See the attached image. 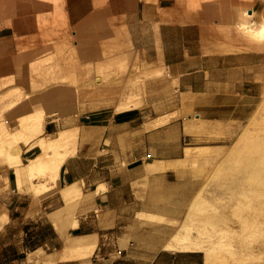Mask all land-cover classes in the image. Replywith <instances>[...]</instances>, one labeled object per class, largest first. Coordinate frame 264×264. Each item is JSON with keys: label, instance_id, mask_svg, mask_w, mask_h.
<instances>
[{"label": "rangeland", "instance_id": "rangeland-1", "mask_svg": "<svg viewBox=\"0 0 264 264\" xmlns=\"http://www.w3.org/2000/svg\"><path fill=\"white\" fill-rule=\"evenodd\" d=\"M187 1L198 8L219 0ZM225 1L222 13L227 15L219 33L229 40L230 54H246L257 41L242 34L234 20L235 11L251 6L256 10L255 19L261 20L264 0ZM65 4V0H33L31 10L21 14L34 16L35 26L26 25L15 52L0 58V157L32 141L23 128L34 116L43 115L42 135L67 129L69 142L59 151H50L48 167L30 177L48 172L58 184L56 175L64 156L74 147L77 153L95 145L93 133L82 121L94 113L121 110L122 87L130 81L144 100L138 108L143 114L160 117L161 122L180 120L189 126V132H182L181 157L186 146H201L203 151L198 149L194 158L180 161L178 171L170 176L171 185H163L158 176L142 178L136 194L152 210L137 214L140 226L128 234V249L146 254L147 259L134 257L128 264H264V178L255 176L253 180L251 171L231 167L233 158L244 150H240L242 144L264 141V41L260 42L259 76L255 75L254 81L252 75L245 76L249 78L245 93L250 96L245 101L250 103L246 116L242 121L212 124L203 118L196 94L179 85L172 66L163 60L172 44L162 47L155 34L159 29L156 23L136 29L137 42H125L124 34L110 37L107 21L77 24L70 20ZM167 14L162 11V16ZM140 140L136 129L128 130V157ZM124 144L121 140L120 145ZM108 146L105 141L96 144V149L108 154ZM146 167L158 170L162 164L154 161ZM178 232L195 240L203 251L165 249V243L176 241L173 235ZM159 251L162 257L153 260ZM168 253L170 257L165 255Z\"/></svg>", "mask_w": 264, "mask_h": 264}, {"label": "crops", "instance_id": "crops-1", "mask_svg": "<svg viewBox=\"0 0 264 264\" xmlns=\"http://www.w3.org/2000/svg\"><path fill=\"white\" fill-rule=\"evenodd\" d=\"M65 2L70 20L77 24L107 21L110 37L124 34L125 42H137L134 31L156 23L159 29L155 34L162 47L164 43L172 44L163 60L172 66L179 85L196 94L203 118L213 124L242 121L246 116L250 103L245 101L250 96L245 93L249 80L245 76L252 75L253 81L255 75L259 76L261 44L260 40L252 42V50L246 54L228 52L229 40L219 33L227 15L222 13L226 10L225 0L203 3L198 8L187 0ZM32 4L33 0H0V58L15 52L26 25L35 26L34 16L21 14L22 10H31ZM162 11L168 14L162 16ZM164 26L168 29L161 30ZM139 107L87 116L89 120H83L82 126L93 133L95 145L63 161L58 184L48 172L23 180L13 163L15 153L5 151V158L0 157V264H128L134 257L147 259L146 254L128 249V234H134L140 226L137 214L152 210L137 196L136 188L142 178L153 176H158L163 185H171L170 176L178 171L183 157L182 132L190 128L180 120L164 123L160 117L153 119ZM155 121L159 123L148 126ZM131 129L138 131L142 142L128 157ZM105 141L108 154L96 149V144ZM16 148L22 162L41 152L33 140ZM154 160L160 161L162 168L148 170L146 163ZM45 181V188L34 185ZM67 235H88L94 244L89 260V255L73 254L69 260L59 257ZM99 249L103 253L95 257ZM160 254L155 253L152 259L161 258Z\"/></svg>", "mask_w": 264, "mask_h": 264}, {"label": "bare ground", "instance_id": "bare-ground-1", "mask_svg": "<svg viewBox=\"0 0 264 264\" xmlns=\"http://www.w3.org/2000/svg\"><path fill=\"white\" fill-rule=\"evenodd\" d=\"M240 8L236 9L235 13L237 15H235V16H237V17L236 18L234 17V20H236L237 26L242 30L243 33L242 32L241 33L243 35L245 34V36H248V37L252 36L253 38H256V41L257 40L258 41L260 40V42L264 41V14H262V18L259 16V18H261V20H257V17L255 19L256 10L253 7L249 6V7H245V8H241V9ZM262 13H264V12H262ZM252 37H250V38H252ZM122 88H123V90L121 92L123 94H122V100L121 101L123 102V106H122L121 110L127 109V108L129 109V108H133V107H139V106L143 105L144 100L141 97L138 90L136 89L135 85H133V83L128 81V83ZM44 120H45V117L43 115L34 116V118L30 119L23 128L24 135L25 134L29 135V139H30V137H32V140L35 142V144H37V146H39L41 152L37 156H35L33 158H29L26 162H22L21 157L19 156L20 154H18L19 153L18 150L16 151V149H14V151H12L13 152V154H12L11 150L8 149V150H10V153L12 155H14V153H15V155H14L15 157L12 156L14 158L13 163H15L14 165L17 166V171L21 175L23 180H25L27 177L33 176L34 174H36L42 170H45L48 167L47 166L48 160L46 157L49 156L50 151L56 152V151H59L60 148H65V147H67L66 145H68L69 134H68L67 129L60 130L56 135H51L50 133H47L46 136L42 135L45 132ZM158 123H159L158 121L153 122V123L149 124L148 126L156 125ZM9 141H11V140L9 139ZM249 141H251V142H246L245 144H242V142H241V144L244 148H242V146L240 144V146L242 148L240 150L244 149L243 152L242 151L241 152L243 154L244 153L245 154L242 155L240 159H238V158L240 157V155L242 153L239 152V149L236 146V148L238 150L235 149V151L236 152L238 151L239 152L238 154H240V155H238L237 159H235V157L233 158V161L234 160L235 161L233 162V166H231V167H232V169L234 168V169H236V170L238 169L240 171H243V170L248 171L249 170V171H251L250 174L252 173L253 177L249 175L252 179L256 178L255 176H257V178L260 177V179L262 180V178H264V141H262V138H261L262 142L261 141L259 142L258 140H257L258 142L255 140L254 141L249 140ZM11 146H13V145H11ZM74 148L71 149L72 150L71 152H68L69 149L67 150L68 155H66L67 153L65 154L66 155V157L64 156L65 159H67L69 156L74 155L76 153L77 149L75 150ZM202 148L203 147H201V146H186V147H184L183 157H182V159H179V160L180 161L181 160H187V161L191 160L198 153H200V152H198V149L203 151ZM9 155H8V157H9ZM13 158L11 160H13ZM11 160H10V162H11ZM154 161H156V160H154ZM154 161H150L147 163L148 164H154ZM59 170L60 169H58V171ZM58 173L56 175L57 178H58ZM260 179H258V181H260ZM255 181H256V179H255ZM21 182H23V181H21ZM24 183H27V181L26 182L24 181ZM24 183H23V186H24ZM46 186H48V181L35 184V187L37 189H38V187L45 188ZM75 188L78 189L77 187H75ZM67 191H68V189H67ZM180 234H181L180 232L175 233L173 235V238L176 241L165 243L164 248L168 249V250H177V251H182V252H184V251H203L202 246L199 245L195 240L189 239V237H186V236H180ZM87 236H84V237L83 236H68V235L65 236V245H64L63 254L60 255L59 257L61 259H68L69 260V258L74 257L73 254H77L78 256H83V257L88 256L89 254L92 255L91 253H92V250H94V248H93L94 244L90 243V241H89L90 239L88 240ZM92 236H93V234H92ZM91 239H93V238H91ZM46 261L48 262L49 260L47 259ZM49 263H50V261L48 262V264Z\"/></svg>", "mask_w": 264, "mask_h": 264}, {"label": "built area", "instance_id": "built-area-1", "mask_svg": "<svg viewBox=\"0 0 264 264\" xmlns=\"http://www.w3.org/2000/svg\"><path fill=\"white\" fill-rule=\"evenodd\" d=\"M101 256L100 249L95 253V257Z\"/></svg>", "mask_w": 264, "mask_h": 264}]
</instances>
